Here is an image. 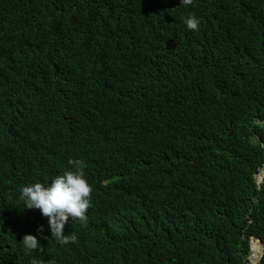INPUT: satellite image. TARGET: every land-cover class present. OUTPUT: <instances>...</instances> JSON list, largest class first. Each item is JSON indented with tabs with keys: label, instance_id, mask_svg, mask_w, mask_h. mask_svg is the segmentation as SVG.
I'll return each mask as SVG.
<instances>
[{
	"label": "trees",
	"instance_id": "trees-1",
	"mask_svg": "<svg viewBox=\"0 0 264 264\" xmlns=\"http://www.w3.org/2000/svg\"><path fill=\"white\" fill-rule=\"evenodd\" d=\"M69 159L60 244L19 189ZM263 167L264 0H0V264H247Z\"/></svg>",
	"mask_w": 264,
	"mask_h": 264
},
{
	"label": "clouds",
	"instance_id": "clouds-1",
	"mask_svg": "<svg viewBox=\"0 0 264 264\" xmlns=\"http://www.w3.org/2000/svg\"><path fill=\"white\" fill-rule=\"evenodd\" d=\"M180 4L189 6L193 4V0H180ZM182 22L186 29L198 30L199 20L197 17L188 15L182 18ZM68 164L74 170L61 168L44 179L34 178V181L27 182L25 186L19 189V198L24 208L38 209L41 215L47 217L51 238L60 244L76 242V234L68 235L65 224L69 220L86 221V212L90 207V193L92 191L84 177V162L79 159H69ZM260 176L262 179L264 171ZM262 185L257 184L259 189ZM38 231L42 232L43 226ZM253 240L257 239L251 238L248 241L250 255L244 260L247 264L258 263L261 259L260 257L258 261L252 262L254 255L250 249V244L254 242ZM20 242L28 250H36L40 246L36 236L32 234H25ZM259 243L261 242L259 241Z\"/></svg>",
	"mask_w": 264,
	"mask_h": 264
},
{
	"label": "bare ground",
	"instance_id": "bare-ground-1",
	"mask_svg": "<svg viewBox=\"0 0 264 264\" xmlns=\"http://www.w3.org/2000/svg\"><path fill=\"white\" fill-rule=\"evenodd\" d=\"M259 181H261V176L259 177ZM66 225L65 226H66L67 234L70 235V236L75 235L76 233L74 232V229L72 228V226H74V225L70 224L69 221L66 223ZM253 255H254V258H253V261L252 262L258 261L260 259V257H261L257 253H253Z\"/></svg>",
	"mask_w": 264,
	"mask_h": 264
},
{
	"label": "water",
	"instance_id": "water-1",
	"mask_svg": "<svg viewBox=\"0 0 264 264\" xmlns=\"http://www.w3.org/2000/svg\"><path fill=\"white\" fill-rule=\"evenodd\" d=\"M263 171H264V168L260 169V170H259V173H258L257 175L254 176V180H255V182H257V184H258L259 186H261L262 183L264 182V176H262V179H261L260 182H259V180H258L259 177H260V175L262 174ZM253 241L259 243L258 240H253ZM262 247H263V252H262V254H261V259H260V261H259L258 263H255V264H260V262L262 261V259H263V257H264V244H263V243H262Z\"/></svg>",
	"mask_w": 264,
	"mask_h": 264
}]
</instances>
